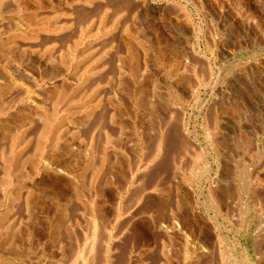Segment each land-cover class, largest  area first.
I'll use <instances>...</instances> for the list:
<instances>
[{
	"label": "rangeland",
	"instance_id": "1",
	"mask_svg": "<svg viewBox=\"0 0 264 264\" xmlns=\"http://www.w3.org/2000/svg\"><path fill=\"white\" fill-rule=\"evenodd\" d=\"M0 211V264H264V0H0Z\"/></svg>",
	"mask_w": 264,
	"mask_h": 264
},
{
	"label": "bare ground",
	"instance_id": "2",
	"mask_svg": "<svg viewBox=\"0 0 264 264\" xmlns=\"http://www.w3.org/2000/svg\"><path fill=\"white\" fill-rule=\"evenodd\" d=\"M98 2V1H97ZM116 4V3H115ZM110 6V5H109ZM126 6V5H125ZM33 13V12H32ZM77 16V15H76ZM32 17V16H31ZM59 17V16H58ZM3 19V18H2ZM42 20V19H41ZM45 20V19H44ZM33 22V21H32ZM54 22V21H53ZM85 22H86V20H85ZM55 24H53L54 25V27H56L55 25L57 24L56 22H54ZM90 23V22H89ZM31 24V23H30ZM71 24V23H70ZM51 25V24H50ZM92 26H93V24H92ZM51 27H53V26H51ZM36 28V27H35ZM86 29V28H85ZM91 29H93V27H91ZM46 30V29H45ZM10 32H12V31H10ZM86 32V31H85ZM16 33H17V30H16ZM82 36V35H81ZM11 37V36H10ZM24 37V36H23ZM15 38V37H14ZM20 38V37H19ZM25 38V37H24ZM21 39H22V37H21ZM24 40V39H23ZM6 42V41H5ZM7 42H8V40H7ZM6 42V43H7ZM17 43V42H16ZM18 44V43H17ZM63 45V44H62ZM96 45H97V43H96ZM13 47V46H12ZM17 47V46H16ZM12 49V48H11ZM14 50V49H13ZM73 50V49H72ZM72 52V51H71ZM10 54V53H9ZM69 55V54H68ZM77 55V54H76ZM67 57V56H66ZM69 57V56H68ZM73 57V56H72ZM76 57V56H75ZM77 58V57H76ZM58 62V61H57ZM79 62V61H78ZM59 63V62H58ZM78 65V64H77ZM74 68V67H73ZM86 68V67H85ZM88 68V67H87ZM90 70V69H89ZM83 79V78H82ZM76 83V82H75ZM91 85V84H90ZM85 88V87H84ZM88 88V87H87ZM91 88V87H90ZM93 88V87H92ZM73 89V88H72ZM61 90V89H60ZM70 89H68L67 91H69ZM90 90V89H89ZM94 90V89H93ZM88 91V90H87ZM78 92V91H77ZM86 92H84L83 94H85ZM62 94V93H61ZM78 96V95H77ZM85 96V95H84ZM51 98V97H50ZM58 98V97H57ZM72 98V97H71ZM72 99H74V97L72 98ZM71 99V100H72ZM80 99V98H79ZM89 99V98H88ZM81 100V99H80ZM73 101V100H72ZM84 101V100H83ZM87 101H89V100H87ZM88 103V102H87ZM83 104V103H82ZM81 105V104H80ZM100 105V104H99ZM86 107V106H85ZM69 108V107H68ZM111 109V108H110ZM81 111V110H80ZM70 112V111H69ZM53 113V112H52ZM51 113V114H52ZM81 113V112H80ZM88 118V117H87ZM49 122V121H48ZM59 122V121H58ZM46 123V122H45ZM56 123V122H55ZM61 124V123H60ZM116 124V123H115ZM44 125H46V124H44ZM49 125V124H48ZM47 125V126H48ZM52 132V131H51ZM57 132V131H56ZM55 132V133H56ZM116 134V133H115ZM50 138V137H49ZM21 139V138H20ZM51 139V138H50ZM108 139V138H107ZM51 141V140H50ZM102 141V140H101ZM37 143V142H36ZM40 143V142H39ZM109 143V142H108ZM16 144V143H15ZM27 144V143H26ZM95 144V143H94ZM21 145V144H20ZM22 147V146H21ZM162 147V146H161ZM17 148V147H16ZM108 149V148H107ZM21 150V149H20ZM11 154V153H10ZM17 155V154H16ZM12 157V156H11ZM102 158V157H101ZM89 160V159H88ZM103 160V159H102ZM5 167V166H4ZM7 167V166H6ZM87 167V166H86ZM14 169V168H13ZM10 171H11V168L9 169ZM87 170V169H86ZM144 171V170H143ZM10 174V173H9ZM78 174V173H77ZM141 174V173H140ZM8 175V174H7ZM6 179V178H5ZM11 179V178H10ZM76 189V188H75ZM91 189V188H90ZM89 191V190H88ZM81 192V191H80ZM86 192V191H85ZM96 199V198H95ZM32 203V202H31ZM43 205V204H42ZM1 212V211H0ZM97 212V211H96ZM86 214V213H85ZM3 218V216L2 215H0V220ZM99 225V224H98ZM93 226H95V225H93ZM73 227V226H72ZM102 227H104V226H102ZM95 229V228H94ZM86 231V230H85ZM96 231V230H95ZM72 232V231H71ZM71 237V236H70ZM95 242V241H94ZM99 242V241H98ZM90 244V243H89ZM88 244V245H89ZM80 247V246H79ZM88 247V246H87ZM93 247V246H92ZM105 247V246H104ZM25 248V247H24ZM76 249V248H75ZM74 250V249H73ZM93 251V250H92ZM95 253V252H94ZM93 255V254H92ZM95 255V254H94ZM97 255V254H96ZM84 258H86V257H84ZM94 258V257H93ZM97 260V259H96ZM2 261H4V260H2ZM64 264V263H63ZM75 264V263H74Z\"/></svg>",
	"mask_w": 264,
	"mask_h": 264
}]
</instances>
